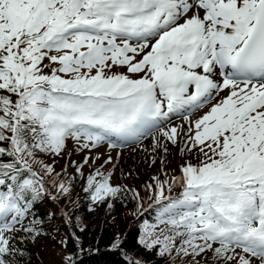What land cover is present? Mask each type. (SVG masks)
Here are the masks:
<instances>
[{"label": "snow or ice", "instance_id": "snow-or-ice-1", "mask_svg": "<svg viewBox=\"0 0 264 264\" xmlns=\"http://www.w3.org/2000/svg\"><path fill=\"white\" fill-rule=\"evenodd\" d=\"M149 137L186 158L147 184L158 212L139 244L169 264H264V0H0V264L41 234L46 176L54 200L78 178L95 204L131 191L143 207L102 171L111 155L63 179L42 155Z\"/></svg>", "mask_w": 264, "mask_h": 264}, {"label": "trees", "instance_id": "trees-1", "mask_svg": "<svg viewBox=\"0 0 264 264\" xmlns=\"http://www.w3.org/2000/svg\"><path fill=\"white\" fill-rule=\"evenodd\" d=\"M40 158L55 168L52 161L58 156L42 155ZM192 162L196 163L195 160ZM34 168L39 170L40 166L34 165ZM55 171L60 173L56 168ZM62 174V179L68 175L77 176V173ZM44 182L48 193L33 202L29 218L35 217L43 222L40 225L41 237L54 229L62 236L61 241H67V246L63 245L64 260L72 256L74 264H129L130 259L136 258L144 264H169L168 259L155 252H147L138 242L145 221L154 222L158 212V206L146 194L145 197L140 196L144 207H139V201L132 198L130 191L125 198L111 201L113 206L110 208L107 202L95 204L89 200L83 191L82 179L74 180L66 198L55 200L51 197L57 194V188L51 183V177L46 176ZM66 213L71 215L70 221ZM74 236L79 239H74ZM117 241L120 242L119 247L114 248ZM27 253V258H18L19 264H37L33 252L27 250ZM174 264L184 262L177 258Z\"/></svg>", "mask_w": 264, "mask_h": 264}, {"label": "rangeland", "instance_id": "rangeland-1", "mask_svg": "<svg viewBox=\"0 0 264 264\" xmlns=\"http://www.w3.org/2000/svg\"><path fill=\"white\" fill-rule=\"evenodd\" d=\"M118 70L123 71V69ZM204 111H207V109L195 113L192 119H196ZM173 119L174 124L184 123L179 118L174 117ZM153 144V139L149 137L144 139L141 144H130L122 148H111L108 144H103L89 151L87 149L81 150L75 141L68 139L61 156H58L52 162L55 163V168L60 173L75 175L76 170L71 166L73 161L82 164L85 156L99 157L95 164L90 162L89 165L84 167V177L86 178L92 169L104 164L107 157L111 155L112 162L104 165L102 169L105 173L113 172L111 183L124 185L128 189L139 191L140 196L145 197L146 194L147 197L146 187L152 177L160 175L163 179L162 169L167 171L169 175L179 174L178 166L183 164L186 158L182 157L178 146L174 147L169 143V151L165 155L159 148L153 151ZM153 159L155 163L152 162ZM162 160H164L163 164L161 163ZM49 233V235H43V237L39 235L34 242H26L19 245V247L33 252L38 260L37 264H66L64 247L61 244L62 236L54 229H50Z\"/></svg>", "mask_w": 264, "mask_h": 264}]
</instances>
